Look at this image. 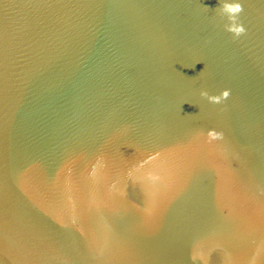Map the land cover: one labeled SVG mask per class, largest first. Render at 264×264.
Masks as SVG:
<instances>
[{"label": "water", "instance_id": "obj_1", "mask_svg": "<svg viewBox=\"0 0 264 264\" xmlns=\"http://www.w3.org/2000/svg\"><path fill=\"white\" fill-rule=\"evenodd\" d=\"M226 2L0 0V264H264V0Z\"/></svg>", "mask_w": 264, "mask_h": 264}, {"label": "clouds", "instance_id": "obj_2", "mask_svg": "<svg viewBox=\"0 0 264 264\" xmlns=\"http://www.w3.org/2000/svg\"><path fill=\"white\" fill-rule=\"evenodd\" d=\"M242 6L240 0H227L224 4L223 11L229 14V18L235 21L238 18V14L241 12ZM230 31H233L236 35L241 34L245 31L243 25H234L229 27ZM227 93H225L226 95ZM202 95H207L206 92L202 93ZM212 101L218 100V97L209 96L208 97Z\"/></svg>", "mask_w": 264, "mask_h": 264}]
</instances>
